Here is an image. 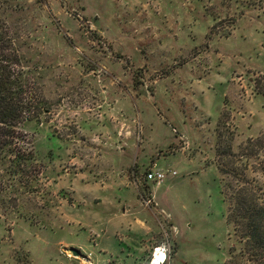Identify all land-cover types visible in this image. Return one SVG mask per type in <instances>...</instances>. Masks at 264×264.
<instances>
[{"label": "rangeland", "instance_id": "obj_1", "mask_svg": "<svg viewBox=\"0 0 264 264\" xmlns=\"http://www.w3.org/2000/svg\"><path fill=\"white\" fill-rule=\"evenodd\" d=\"M0 32L18 35L48 106L27 136L35 174L0 182V264L238 252L215 142H261L244 174L264 185V0H0ZM169 166L171 181L144 182Z\"/></svg>", "mask_w": 264, "mask_h": 264}, {"label": "trees", "instance_id": "obj_2", "mask_svg": "<svg viewBox=\"0 0 264 264\" xmlns=\"http://www.w3.org/2000/svg\"><path fill=\"white\" fill-rule=\"evenodd\" d=\"M23 56L18 35L0 32V182L8 179L13 184L24 183L36 172L31 169L36 158L35 144L27 136L36 129L39 114L48 110V106L41 105L35 78L26 69L28 62ZM219 135L218 132L215 155L224 158L217 164L223 176L220 191L227 203L226 221L240 245L237 253L235 246H229V254L235 258L230 256L223 264H243L244 259L264 264V185L244 174L247 157L257 154L263 144L233 153L230 139L223 147ZM238 159L241 163H237ZM253 170L258 171L255 167ZM2 190L0 186V193Z\"/></svg>", "mask_w": 264, "mask_h": 264}, {"label": "built area", "instance_id": "obj_3", "mask_svg": "<svg viewBox=\"0 0 264 264\" xmlns=\"http://www.w3.org/2000/svg\"><path fill=\"white\" fill-rule=\"evenodd\" d=\"M175 170L173 169H162L157 167H152L146 169L142 178L146 181L160 183L168 175H174ZM151 198L147 197L143 199L144 204L148 205L151 202ZM166 248L163 245H154L152 246L149 258L146 264H164L166 259Z\"/></svg>", "mask_w": 264, "mask_h": 264}, {"label": "crops", "instance_id": "obj_4", "mask_svg": "<svg viewBox=\"0 0 264 264\" xmlns=\"http://www.w3.org/2000/svg\"><path fill=\"white\" fill-rule=\"evenodd\" d=\"M157 168H160V167H157ZM166 169H173L172 167L170 168V166L169 167H166ZM173 177H174V175H168L167 177H166V182H168L169 180L171 181V179H173ZM144 180V179H143ZM144 182H146V183H150V181H146V180H144ZM104 188H105V184H103V183H101V202L103 201V199L105 198V196H104V194L105 193H103L104 192ZM118 191H120L121 192V190H118ZM117 191V192H118ZM120 197V196H119Z\"/></svg>", "mask_w": 264, "mask_h": 264}]
</instances>
